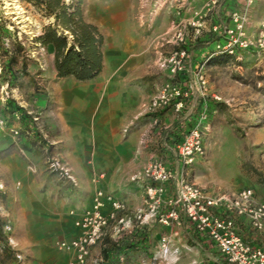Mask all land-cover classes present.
I'll return each mask as SVG.
<instances>
[{"label": "rangeland", "instance_id": "1", "mask_svg": "<svg viewBox=\"0 0 264 264\" xmlns=\"http://www.w3.org/2000/svg\"><path fill=\"white\" fill-rule=\"evenodd\" d=\"M198 1L82 0V15L103 37V59L106 53L111 57L133 59L136 53L134 65H141L138 89L146 95L152 96L161 85L173 80L163 66L164 60L181 46L186 48L184 71L176 78L187 93L179 109L185 118L179 133L171 135L170 141L177 146L195 127L203 153L194 157L189 165H182L176 150L177 163L169 164L168 169L173 175L181 172L188 183L211 196L230 195L243 188L257 190L261 195L264 191V41L258 44L257 39L264 30V20L257 31H251L255 37L247 32L250 23L244 20L242 38L251 44L248 48L235 45L229 50L227 44L231 37L227 31L234 27L231 14L226 21L222 19L208 26L215 7L207 3L202 9ZM200 10L206 12V18L200 32L195 34L188 23L194 12ZM49 22L51 19L20 0H0V183L3 186L0 230L7 240L5 247L0 242V264H67L71 255L59 250L56 242L70 227V212L79 214L86 208L93 195L92 176L99 171L89 161L69 167L55 156L56 152H64V144L53 143L54 135L46 130L45 114L34 107L33 95L38 94L37 91L41 96L49 94L46 87L37 84L43 73L42 65H54L53 50L50 46H40L36 40ZM179 23L184 26L183 45H177L173 39V31ZM212 26H216L215 31ZM227 56V62L208 63L209 57ZM191 62L197 65L194 71ZM18 65H38L40 71L35 68L15 70ZM68 78L71 77L58 78L62 82H57L62 84L54 86L55 89L63 90L69 83L65 80ZM52 90L51 103L58 99L54 95L57 92ZM21 99L27 104L24 110L17 104ZM170 107L173 106L147 113L158 114ZM160 136L161 141L168 140L164 139L165 134ZM51 158L58 159L69 169L73 182L49 170ZM142 169L119 183L121 189L132 188L129 198L132 207L128 206V196L123 190L109 192L115 193L125 207L117 217H125L129 222L119 232L114 223H110L106 235L91 249L87 264H104L92 261L102 257V251L109 249V244L130 238L136 239V247L113 255L110 264H215L179 231L183 223L193 227L182 211L177 221H168L174 228L171 234L160 228L164 225L157 217L143 220L147 207L144 183L133 178ZM174 189V182L170 181L167 194L173 195ZM37 202L40 207L35 208L37 213H34L32 208ZM167 211L164 205L158 215H165ZM138 213H141L139 219ZM164 236L168 241L166 254L157 245ZM142 238H146L147 244H141ZM245 238L264 249V230L248 231Z\"/></svg>", "mask_w": 264, "mask_h": 264}, {"label": "crops", "instance_id": "2", "mask_svg": "<svg viewBox=\"0 0 264 264\" xmlns=\"http://www.w3.org/2000/svg\"><path fill=\"white\" fill-rule=\"evenodd\" d=\"M209 1L199 0L198 6L204 9L203 7ZM210 6L215 8L214 14L210 15L208 26H211V23H220L222 19L226 21L231 13L237 12L244 17L247 23H250L247 27V32L250 33L257 31L259 24L264 20V0H252V2L218 0L216 4ZM202 32L204 33V30ZM252 32L250 34L255 37ZM135 57H137L136 53L132 55L133 59L111 57L106 53L102 70L98 76L86 82H78L73 78L65 79L69 80V83L65 84L63 90L58 89L59 93L54 86L62 84L57 82H62V80L56 77L55 66L42 65L43 73L37 85L46 87L48 89H45L46 93L49 94L41 96L37 91L38 94L33 95L34 107L45 114L46 130L54 135L51 138L53 143L62 142L64 144V152H56L55 156L69 167L88 164L89 161L99 170L96 175L92 176V181H95L92 194L96 189L106 192L121 189L120 182L129 175L138 173L152 159L161 160L167 168L169 164L176 165L178 160L176 145L171 144L170 140L171 135L179 133L183 124L182 120L185 118L184 112L170 107L158 114L147 113L146 105L151 95H146L138 89V68L141 65H134ZM191 63L193 65L190 66L194 71L197 65ZM23 68L25 71L34 68L35 71H40L38 65H25L24 67L18 65L14 69L23 70ZM51 90L57 92L54 95L58 98H55L56 101L53 100L52 103L50 101ZM21 100L17 104L24 110L27 104L25 99ZM17 114L13 115L17 117ZM37 132L41 136L42 131ZM160 134H165L164 139L167 137L168 140L161 141ZM131 189H121L127 193V204L130 207L133 206V202L130 201L132 199H129ZM254 193L257 199L264 202V191L260 192L261 195H258L257 190ZM113 196L117 198L115 193ZM90 201L91 199L85 206L86 208L90 205ZM33 207V212L37 213L35 208L40 207L39 202ZM68 219L70 227L61 239H70L75 234L72 217ZM238 222L245 237L248 233L246 220L239 219ZM160 228L170 234L174 230L169 224L161 225ZM192 228L183 223L179 231L182 235H187L191 243L204 251L213 263L226 264L216 252L215 247ZM248 241L256 245L252 240L248 239ZM177 242H180V239H177ZM141 244H147L146 238H143Z\"/></svg>", "mask_w": 264, "mask_h": 264}, {"label": "built area", "instance_id": "3", "mask_svg": "<svg viewBox=\"0 0 264 264\" xmlns=\"http://www.w3.org/2000/svg\"><path fill=\"white\" fill-rule=\"evenodd\" d=\"M252 2V0H247ZM218 0H210L208 4L214 5ZM206 12H194L188 25L194 28L198 34L204 24ZM234 23L233 29L227 31L231 42L227 44L229 50L237 45L240 48H248L251 42L242 38L244 17L237 12L230 15ZM176 24L173 31L174 43H185L184 26ZM216 26H212V31ZM264 41V30L259 33L258 44ZM231 52V51H230ZM187 50L183 46L171 53L164 60V65L173 80L161 85L149 99L146 110L156 112L173 106L176 111L182 106L181 100L187 96L179 80L176 78L184 71V59ZM175 80V81H174ZM201 83H204L199 77ZM36 120V118H34ZM17 134V132H14ZM182 165H189L194 157L203 153L199 131L193 127L188 134L181 139L176 146ZM48 168L58 177L73 182L69 169L58 159L51 158ZM133 178L140 179L144 183V191L147 198L145 218H158L164 226L168 221H177L178 213L182 211L186 219L191 223L196 233L205 238L215 247L219 256L226 264H264V249L249 242L243 235L239 219L246 220L247 230L260 232L264 230V202L256 199L255 193L250 188H243L230 195L211 196L197 185L188 183L181 172L173 175L165 164L158 159L150 160ZM173 181L175 185L173 195L167 194V184ZM3 186L0 183V190ZM167 206L165 215L159 214L162 206ZM124 204L111 193L96 189L91 197L90 205L79 214L70 212L75 234L70 239H61L56 242V247L71 255L67 264H87L90 259L91 249L106 235V229L110 223H114L116 231L126 227L125 217H117V213L124 210ZM141 213L136 216L141 217ZM121 227V228H119ZM9 229V227H6ZM159 248L163 254L168 250L167 237L159 241ZM92 262L101 263L102 257Z\"/></svg>", "mask_w": 264, "mask_h": 264}, {"label": "trees", "instance_id": "4", "mask_svg": "<svg viewBox=\"0 0 264 264\" xmlns=\"http://www.w3.org/2000/svg\"><path fill=\"white\" fill-rule=\"evenodd\" d=\"M20 1L32 6L43 17L51 19L42 27L36 40L40 46L52 48L57 78L71 77L77 81H88L98 76L103 65V37L95 25L84 20L82 0ZM228 58L209 57L208 63L220 64L227 62ZM0 242L3 247L7 244L1 230ZM136 244L132 238L122 243L109 244V249L102 251V262L110 264L113 255L136 247Z\"/></svg>", "mask_w": 264, "mask_h": 264}]
</instances>
